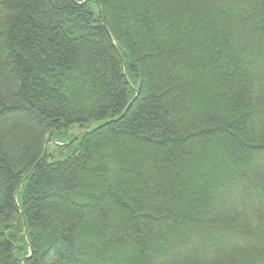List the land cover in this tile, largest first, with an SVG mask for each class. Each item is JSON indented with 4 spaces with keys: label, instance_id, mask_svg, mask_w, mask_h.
<instances>
[{
    "label": "trees",
    "instance_id": "obj_1",
    "mask_svg": "<svg viewBox=\"0 0 264 264\" xmlns=\"http://www.w3.org/2000/svg\"><path fill=\"white\" fill-rule=\"evenodd\" d=\"M0 264H264V0H0Z\"/></svg>",
    "mask_w": 264,
    "mask_h": 264
},
{
    "label": "rangeland",
    "instance_id": "obj_2",
    "mask_svg": "<svg viewBox=\"0 0 264 264\" xmlns=\"http://www.w3.org/2000/svg\"><path fill=\"white\" fill-rule=\"evenodd\" d=\"M98 124V121H93L91 123H86L84 127L79 125L73 126L70 130H68L61 137H54L53 141L49 142L48 150L49 152H53L54 159L62 158L72 153V151H77L79 148V140L82 135V132L87 130L88 128H92ZM68 145V146H67ZM50 158L48 161H52Z\"/></svg>",
    "mask_w": 264,
    "mask_h": 264
},
{
    "label": "water",
    "instance_id": "obj_3",
    "mask_svg": "<svg viewBox=\"0 0 264 264\" xmlns=\"http://www.w3.org/2000/svg\"><path fill=\"white\" fill-rule=\"evenodd\" d=\"M50 141H51V139H48L47 142L45 143V147H44V151H43V155H42L41 159L45 156L46 148H47ZM39 161H37V163L35 165H37L39 163Z\"/></svg>",
    "mask_w": 264,
    "mask_h": 264
}]
</instances>
